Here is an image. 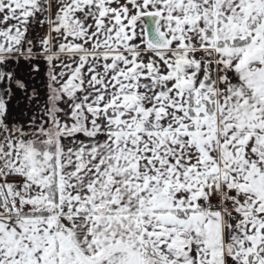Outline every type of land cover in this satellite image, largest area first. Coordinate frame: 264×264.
Returning <instances> with one entry per match:
<instances>
[{
    "label": "snow or ice",
    "instance_id": "snow-or-ice-1",
    "mask_svg": "<svg viewBox=\"0 0 264 264\" xmlns=\"http://www.w3.org/2000/svg\"><path fill=\"white\" fill-rule=\"evenodd\" d=\"M0 264H264V0H0Z\"/></svg>",
    "mask_w": 264,
    "mask_h": 264
}]
</instances>
